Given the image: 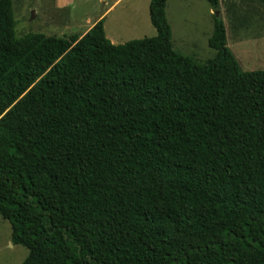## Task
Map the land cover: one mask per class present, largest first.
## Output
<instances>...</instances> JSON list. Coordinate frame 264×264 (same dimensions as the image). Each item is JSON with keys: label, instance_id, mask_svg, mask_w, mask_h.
<instances>
[{"label": "trees", "instance_id": "obj_1", "mask_svg": "<svg viewBox=\"0 0 264 264\" xmlns=\"http://www.w3.org/2000/svg\"><path fill=\"white\" fill-rule=\"evenodd\" d=\"M198 64L151 38L15 35L0 0V215L22 264H264V71L241 72L219 0ZM264 4V0H260Z\"/></svg>", "mask_w": 264, "mask_h": 264}, {"label": "rangeland", "instance_id": "obj_2", "mask_svg": "<svg viewBox=\"0 0 264 264\" xmlns=\"http://www.w3.org/2000/svg\"><path fill=\"white\" fill-rule=\"evenodd\" d=\"M80 1L62 0L64 4L71 3L75 20L82 16L75 27L67 25L60 33L51 30L46 23V17H51L52 13L50 0H11L16 37L28 33L63 37L73 31L81 35L97 21L105 8L103 0L77 5ZM145 2L124 0L114 12L105 15L103 27L110 42L118 45L156 35L145 9L141 8ZM38 8H41L45 19ZM217 13L226 29L227 48L236 58L240 71H264V4L260 0H219ZM213 14L204 0H170L166 18L172 32L173 50L194 58L198 64L214 58L215 52L208 47L213 31ZM10 238V224L0 215V264H22L28 252L24 247L12 245Z\"/></svg>", "mask_w": 264, "mask_h": 264}, {"label": "crops", "instance_id": "obj_3", "mask_svg": "<svg viewBox=\"0 0 264 264\" xmlns=\"http://www.w3.org/2000/svg\"><path fill=\"white\" fill-rule=\"evenodd\" d=\"M91 1H93V0H82V1L78 2L77 5L85 4V3H88ZM99 1H101V0H99ZM123 1L124 0H103V2H102L103 3V9L105 8V10L103 11L102 15L97 19V21H95L88 29H86V31L82 32L81 35H79V36H83L98 21L101 20L103 23V18L105 17V15L107 16L110 13L114 12L116 10V8L119 7L123 3ZM169 2H170V0H167V2H166V7H165V13L166 14H167V10L169 7ZM149 3H150V0H146L145 4H143V6H141V8L143 10L145 9V12L147 13L148 17H149V10H148ZM70 4L71 3L64 4L62 2V0H50V5L52 7V13L50 15L51 17H46V20H47L46 23H48V26L51 30L60 31V33H62V30H63V28H65V26L71 25V26L75 27L77 25V22L79 21V17H81L82 15H80L78 18H77V15H75L77 18L75 20L73 17V14H72V10H71L72 5H70ZM139 7H140V5H139ZM78 8L80 9L81 7H78ZM37 11L42 15V18L45 19L43 14H42L41 8H38ZM166 17H167V15H166ZM73 21L76 22V24H74ZM149 21H150V19H149ZM73 32L74 33H72L71 35H73V34L78 35L77 33H79L78 31H73ZM71 35H68V36L65 35L63 37H69ZM53 36H55V35H53ZM55 37H57V36H55ZM111 43L113 44V42H111ZM114 45H116V44H114Z\"/></svg>", "mask_w": 264, "mask_h": 264}]
</instances>
